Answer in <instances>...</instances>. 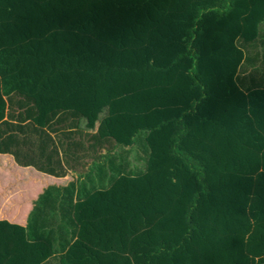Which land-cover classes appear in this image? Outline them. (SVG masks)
<instances>
[{
  "label": "trees",
  "instance_id": "1",
  "mask_svg": "<svg viewBox=\"0 0 264 264\" xmlns=\"http://www.w3.org/2000/svg\"><path fill=\"white\" fill-rule=\"evenodd\" d=\"M263 26L264 0H0V155L16 106L125 148L146 132L150 151L75 206L60 258L0 220V264H264V79L238 74Z\"/></svg>",
  "mask_w": 264,
  "mask_h": 264
},
{
  "label": "crops",
  "instance_id": "2",
  "mask_svg": "<svg viewBox=\"0 0 264 264\" xmlns=\"http://www.w3.org/2000/svg\"><path fill=\"white\" fill-rule=\"evenodd\" d=\"M13 110L17 118L8 115L6 119L18 125L12 131L15 142L9 147L14 154L0 156L4 165H15L18 183L9 188L0 185V220L23 224L30 239H51L60 258L78 237L75 206L110 190L120 177L146 173L150 151L144 167L138 168L134 145L125 148L80 131L67 114L41 129L27 118L20 119L18 106ZM10 134L3 133L2 139Z\"/></svg>",
  "mask_w": 264,
  "mask_h": 264
},
{
  "label": "rangeland",
  "instance_id": "3",
  "mask_svg": "<svg viewBox=\"0 0 264 264\" xmlns=\"http://www.w3.org/2000/svg\"><path fill=\"white\" fill-rule=\"evenodd\" d=\"M264 28V26L262 27ZM262 34L258 40L254 43L245 45V49L248 52V59L245 64H242L239 69V76L245 82L250 80L257 75H260L264 79V47L261 46L260 42L263 39ZM146 132H141L136 138L134 146L132 147L138 168H143L147 157L149 156V148L145 140Z\"/></svg>",
  "mask_w": 264,
  "mask_h": 264
}]
</instances>
